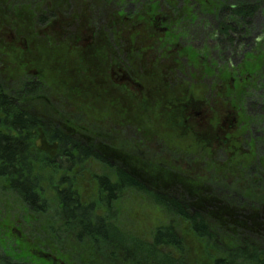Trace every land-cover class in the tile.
Masks as SVG:
<instances>
[{"label": "flooded vegetation", "instance_id": "flooded-vegetation-1", "mask_svg": "<svg viewBox=\"0 0 264 264\" xmlns=\"http://www.w3.org/2000/svg\"><path fill=\"white\" fill-rule=\"evenodd\" d=\"M99 1V7L109 2L115 7L112 14L106 10L101 29L91 22L94 0H0V49L9 50L19 60V81L35 93L43 79L50 76H45L48 69L33 64L35 55H30L37 46L66 45L83 65L79 72L72 68L64 71L72 80L70 92L84 99L90 111L94 106V112L104 108L94 101L106 100L109 109L120 117L118 123L111 124L108 117L83 122L82 118L92 119L90 111L75 113L67 102L58 117L48 118V113L33 110L24 101L22 88L13 91L14 86H0L11 91L22 111L39 121L41 126L33 131V145L37 147L35 141L40 133L39 147L49 146L50 153H45L48 157L55 155L59 147L57 141L50 142L52 135L60 137L68 148L77 149L73 156L78 155L76 152L84 153L82 148L89 153L85 160L95 158L121 167L134 178V183L141 184V190L132 191L168 195L183 204L190 216L199 214L201 222L210 226L207 215L213 217L207 213V206L214 207L215 203L211 200H229L207 180L192 174L183 157L178 160L170 153L171 149L155 135L154 123L163 115L172 119L174 135L194 140L200 147L199 153L206 157L208 169L211 164L220 166L219 158L223 155L239 156L236 168L242 179L253 164L255 148L251 152L249 145L256 142L250 140L248 111L235 99L244 93L240 85H249L242 80L240 71L247 65L245 56L251 55L253 60V56L264 52V13L258 10L256 0H233L229 1L230 6H226L228 0H219V8L213 0ZM249 1L251 16L234 15V6L241 8L242 2ZM196 12L205 16L198 17ZM218 13L221 15L214 16ZM215 19L217 23L211 30L210 22ZM186 21L205 31L207 38L201 46L189 42L181 30ZM226 26L237 32L225 33ZM237 54L240 56L231 57ZM227 69L232 72L228 78L222 74ZM186 70L218 80L222 99L217 100L211 87L188 76ZM235 71L240 73L234 74ZM54 80L59 86V81ZM46 118L54 128L52 134L42 125ZM118 135L127 138L125 146L112 145ZM165 157L171 164L163 162ZM239 212L241 217H248L251 226L244 227L245 219L240 218L238 235L244 232L264 241V200L258 206L241 204ZM187 223L191 227V222ZM210 228L215 229L212 225Z\"/></svg>", "mask_w": 264, "mask_h": 264}, {"label": "rangeland", "instance_id": "rangeland-1", "mask_svg": "<svg viewBox=\"0 0 264 264\" xmlns=\"http://www.w3.org/2000/svg\"><path fill=\"white\" fill-rule=\"evenodd\" d=\"M108 1L111 0H106V2ZM213 3L219 8L221 2L213 0ZM99 5L100 1L94 0V6L96 7L92 8L91 22L101 29L104 26L105 14L107 11L110 14L114 13L115 7L111 2L104 7H99ZM120 8L122 9V7ZM182 25L181 30L186 34L188 41L193 44L198 43L201 46L204 38H207L205 31L200 26L189 25L188 21ZM7 36L9 37V33L5 34V38H8ZM65 46H49L47 48L37 46L30 55H35L32 61L34 62L33 64L37 67L48 69L49 71L45 73V76H50V78L46 77L43 79L42 85L36 87L35 93L33 88L31 89V87L25 86L19 81V60L9 50L0 49V84L16 87L12 89L13 91L22 88L23 93L21 95H24V101L33 110L37 109L39 112L41 111L40 113H48V118L49 116L58 117V112L64 106V102L71 105L75 113L90 111V108H87L84 104V99L78 98L70 92L69 84L72 80L64 74V71L67 68H72L79 72L83 65L75 55L70 54V50L65 48ZM210 48L212 51L213 48L211 46ZM250 64L253 67L251 69L252 72L248 73L251 70H246V72L240 70L241 78L243 81L246 80L247 83L258 84L262 89L259 92H255L252 89V91L242 93L241 96L239 95L235 99V102L242 103L248 111L250 118L248 127L252 134L250 135V140L255 139L256 142L253 144L251 141L249 145L251 152L255 148V153H253L252 157L253 164L249 163L250 166L245 170L242 179H240L236 168V162L240 160L239 156L223 155L219 158L220 166L211 164L208 169V164L205 162L206 157L199 153L200 147L195 141L174 135L172 119H166V116L163 115L154 123L153 131L155 135L165 146L171 149L170 153L178 157V160L183 157L192 174L201 176L203 178L201 180H207L215 191L223 194L229 200L225 201L218 197L215 200H211L212 202L215 201L213 203L214 207L207 206V213L214 219L207 215V218L212 223L210 224L215 228L211 229L213 237L200 239L192 232L186 221L175 217L172 213L173 210L175 208L185 209V206L174 198L162 193L149 191V194L150 192L156 194L155 198L146 191H139L140 193H138L132 191V188L129 187L121 193L117 200H113L115 202L114 209L106 210V212H109L106 214L110 219L109 222L113 226L119 227V230L127 236L132 237L133 235L145 240H150L151 234L157 228H167L174 232L176 230L183 240L182 250L177 251L170 248L168 252L174 256L181 257L183 261L182 259L179 260L183 264L211 262L216 257H222L233 251L230 250L233 247L238 249L235 264H264V241L251 235H245L244 232L242 235H238L240 218L245 219V222H242L244 227L251 226L248 217L240 216V205L250 206L252 204L253 206H258L264 200V52L259 54L258 57L253 56ZM245 65H243L244 68ZM185 72L188 76L203 81L205 86L211 87L213 96L217 100L222 99L218 92V80L212 77H202L195 71L186 70ZM54 78L59 81V86L56 85ZM256 103L260 106L257 107ZM94 104L102 105L101 107H104L103 110L94 112V106H92L93 109H91L90 114L93 120L88 117L82 118L83 122L101 121L104 117L111 119V124H116L120 121V117L109 109L110 104L106 100H97L94 101ZM48 118L41 122L45 129L52 134L54 128L50 125L51 121ZM39 136H41L40 133L37 134L35 141L39 148L35 146L37 152L42 154L50 153L48 145L44 144L41 148L39 147L41 140ZM127 143V138L119 135L118 139L112 141L113 146H125ZM61 145L63 146L62 143ZM80 157L83 156L80 154ZM67 160L66 158L56 159L54 167L44 172L45 179L42 187L45 190L46 198L49 200V208L44 216L31 215L32 217H29V214L24 213L21 207L20 209L18 205L16 206L9 199V196L0 190V224L3 223L5 225L3 228L0 226V232L9 234L8 237L4 234L2 238L5 241V244H3L6 252L11 250L13 254L25 255L26 257H22L23 259L20 258L18 261L26 262H30V259L27 258L32 257L31 255L35 253L39 257H46L45 260L47 262L50 261V258L58 259L59 264H133L131 261L124 260L120 251L114 256L112 254L114 250L109 246H105L101 242L95 243L93 238L85 235L83 230L86 226L85 218L87 215L84 213L86 212V208H84L86 206H83L82 210H80L81 213L76 210L75 219L69 220V223L66 222V217L61 215V210L55 206V194L49 189V186L50 183L55 184L60 181L62 171L59 170L56 174L54 171L56 167L64 169ZM163 162L170 163L167 157H165ZM204 162L206 166L203 165ZM112 166L95 158L92 160L81 159L79 163L77 162V164L72 166L73 169L70 172H67L68 184L73 189V185H75L76 193L82 202L92 204L94 203V198H96V176L105 175L104 177L114 180L116 179L115 176H117L116 171L120 170L123 172L121 173L122 178H132L121 167ZM231 179L233 181H228ZM139 181L141 182V180ZM68 184L65 183L63 188L68 189ZM142 188L147 189L143 185ZM68 193V190H66L64 195H69ZM217 201H224L227 204ZM98 213L102 214L101 211H98ZM35 260L41 261L43 258Z\"/></svg>", "mask_w": 264, "mask_h": 264}, {"label": "trees", "instance_id": "trees-1", "mask_svg": "<svg viewBox=\"0 0 264 264\" xmlns=\"http://www.w3.org/2000/svg\"><path fill=\"white\" fill-rule=\"evenodd\" d=\"M229 1L233 2V0ZM229 1L226 6L231 5ZM256 1L258 10L264 13V0ZM250 4V1L248 3L242 2L241 8L237 5L234 6L236 11L233 12L230 9L228 10L233 12L236 16L248 17L252 15V9L248 7ZM217 15L221 14L218 13L214 16ZM196 16L200 17L205 15H199L196 12ZM217 20L218 19L211 20V30L214 29ZM219 25L222 26V24ZM230 27L231 26L224 27L225 33L230 30L235 34L237 30ZM248 45H246V47ZM238 56H240V54L231 55L232 58ZM251 59V55L245 56L244 62L247 61V65L242 69L243 71L246 72V70H251ZM250 72H252V70L249 71V73ZM230 73L228 69L222 71L224 77H229L231 75ZM239 73L240 71L234 72V74ZM255 85L258 84L249 83L247 87L245 83H242L240 85L241 91L248 93L253 89L255 92H259L262 87L259 85L257 87ZM12 95L9 89L6 90L4 87L0 86V190L8 195L9 199H11L16 206L18 205L19 208L21 207L24 213L30 215L29 217H32L31 215L44 216L46 210L49 208V200L46 198L45 190L42 187V183L45 179L44 172L54 167L56 159L66 158L68 159L65 162L66 167L64 169L56 167L54 171L55 174L58 173L59 170L62 171L60 181L55 184L50 183L49 189L54 192L55 206L61 210V215L66 217L67 223H69V220L75 219L76 210L81 213L80 210H82L83 206H86L84 207L86 208V212L83 211L85 215H87L85 218L86 226L83 230L85 235L93 238L95 243L101 242V244L109 246L114 250V252H112L114 256L120 251L124 260L131 261L133 264H183L179 260L182 259L181 257L174 256L168 252L170 248L177 251L182 250L183 240L176 230L174 232L167 228H157L155 229L156 231L151 234L150 240H145L133 235L132 237L127 236L119 230V227L113 226L112 223L109 222L110 219L106 215L109 212H106V210L114 209V201L120 197L121 193L128 187L141 190L140 184L134 183V181L128 177L122 178L121 173L123 172L120 170L116 171L117 176H115L116 179L114 180L104 177L105 175L96 176L97 187L95 190L96 198H94V203L82 202L74 192V189L72 187L70 188L68 184L69 179L66 174L70 172L73 169L72 166L77 164V162L79 163L81 159H87L88 153L80 148L84 152L81 153L83 157H80V152H76L78 155L73 156L72 152L77 149L75 147H73L75 149L68 148V146L63 144V139L59 136L55 137H59L60 139L53 138V135L50 142L57 141L59 143L56 154L48 157L46 154L37 152L33 145L35 139L33 131L36 127L41 125L38 120L22 111L21 107L18 105L19 101H16V99H14L15 96L13 97ZM65 183L68 184V189L63 188ZM66 190H68L69 195H64ZM150 194L156 198V194L151 192ZM14 197L15 199L13 200ZM98 211H101L102 214H99ZM172 213L175 217L182 218L184 221L191 222V220H193L190 228L200 239L213 237L211 232L213 228H210L211 225L207 226L204 222H201V216L199 214H195L191 219L186 209L175 208ZM198 220H200V223L195 224ZM0 226L3 228L5 225L1 223ZM4 234H6L7 237L9 236L7 233L0 232V264H59L58 259L55 260L50 258V261L47 262L45 260L46 257H39L35 253L31 255L32 257L27 258L30 259V262L18 261V259L26 256L13 254L11 250L6 252L4 246L5 241L2 239ZM230 250L233 251L222 257H216L213 261L208 262V264H235L238 249L234 247ZM37 258H43V260L37 261L35 260Z\"/></svg>", "mask_w": 264, "mask_h": 264}]
</instances>
